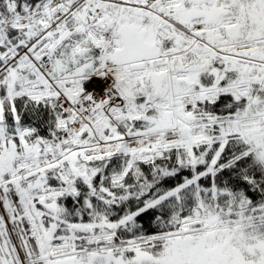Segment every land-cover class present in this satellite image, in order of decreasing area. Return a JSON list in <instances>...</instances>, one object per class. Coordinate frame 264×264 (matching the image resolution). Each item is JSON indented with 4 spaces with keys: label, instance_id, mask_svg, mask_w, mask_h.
I'll return each mask as SVG.
<instances>
[{
    "label": "snow or ice",
    "instance_id": "snow-or-ice-1",
    "mask_svg": "<svg viewBox=\"0 0 264 264\" xmlns=\"http://www.w3.org/2000/svg\"><path fill=\"white\" fill-rule=\"evenodd\" d=\"M0 264H264V0H0Z\"/></svg>",
    "mask_w": 264,
    "mask_h": 264
}]
</instances>
